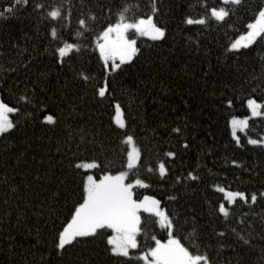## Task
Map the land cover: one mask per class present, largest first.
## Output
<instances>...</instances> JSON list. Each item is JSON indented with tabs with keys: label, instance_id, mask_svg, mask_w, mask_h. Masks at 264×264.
<instances>
[{
	"label": "trees",
	"instance_id": "1",
	"mask_svg": "<svg viewBox=\"0 0 264 264\" xmlns=\"http://www.w3.org/2000/svg\"><path fill=\"white\" fill-rule=\"evenodd\" d=\"M37 2L49 9L62 4L64 15L56 26L62 38L79 44L62 63L54 59L48 35L52 20L34 8ZM208 2L211 6L213 0ZM260 2L239 0L225 21L188 25L184 17L203 12L202 0H156L155 13L152 0H29L27 5L0 0V12L5 4L14 5L0 16V99L18 109L9 115L14 128L0 133V264H136L135 250L130 249L131 257L108 251L110 229L78 238L60 251L50 243L54 226L67 222L68 207L80 192V176L70 170L69 160L96 158L100 167L92 174L97 178L101 171H122L128 146L121 134L129 133L141 159L127 181L137 176L147 181L133 187L135 199L156 196L176 221L175 234L186 246L195 235L212 245L214 260L264 264V199L253 207L237 198L234 206L226 203L225 216L214 207L224 194L210 187L219 183L250 192L264 185V146L248 142L249 137L264 138V117L248 118V127L237 132L240 145L228 124L233 115L249 114L244 103L249 94L264 99V38L226 51L229 42L247 31ZM125 5L128 19L152 14L166 35L153 40L129 30L139 51L105 75L96 38ZM90 11L96 20L81 30L77 19ZM105 83L106 94L100 97L95 89ZM226 98L234 100L233 106L224 104ZM117 101L126 131L114 121ZM45 108L56 115L55 122L43 120ZM176 127L182 130L180 136L172 133ZM181 137L189 139V148L180 146ZM167 150L178 153L168 159L169 173L148 172L147 162L163 158ZM232 159L240 165H231ZM193 169L200 179L175 182L177 175ZM140 215L137 241L143 251L153 245V235L167 239V231L153 214L141 210ZM233 227L250 234L251 242L239 241ZM214 229H225L227 235L217 238ZM218 243L233 247L219 249Z\"/></svg>",
	"mask_w": 264,
	"mask_h": 264
},
{
	"label": "snow or ice",
	"instance_id": "2",
	"mask_svg": "<svg viewBox=\"0 0 264 264\" xmlns=\"http://www.w3.org/2000/svg\"><path fill=\"white\" fill-rule=\"evenodd\" d=\"M18 2L27 5L29 0H18ZM238 3L239 0H218V2L213 0L210 6L208 0H202L201 7L204 11L196 13L195 17L189 13L184 17V23L188 25H203L212 19L225 21L226 18H229L233 14L231 6ZM3 8L4 11L0 12V16H3L5 12L11 11L14 5L5 4ZM34 8L51 18L52 23L48 29V35L51 37V43L54 45V59L58 58L59 62L62 63L63 58L69 52L73 49H79V44L62 38L60 35L61 29H58L56 26L55 22L60 20L64 15L62 12L63 5H53L49 9L46 8L45 4L37 2L34 4ZM127 10V5H125L119 11L115 22H106L96 38L100 57L105 61V75L108 72H114L120 67L115 62L117 57L121 62L130 61L139 51L136 46L137 41L129 39L126 35L128 29H134L136 33L151 37L153 40L165 37L166 35V28L154 22L152 14L128 19L125 15ZM151 11L153 13L157 11L156 0H152ZM95 20L94 13L90 11L81 13L77 19V24L81 30H85ZM80 34V32L76 33V35ZM258 37L264 38V0H261L258 4L254 12V18L248 20L247 31L229 42L226 51L239 49L242 41L245 46L252 44ZM110 58L112 59V64L109 66L107 61ZM78 74L85 81L89 79V76L83 72ZM106 89L107 84L105 83L103 86L95 89V91L100 97H104ZM261 96H264V91H261ZM22 98L27 99V97ZM114 103L115 122L121 128H125L121 106L118 101ZM233 103L234 100L232 98L224 100V104L228 107L233 106ZM244 103L251 116L264 117V110H262L264 109V99H259L254 94H249ZM42 107L44 106L42 105ZM17 111V108L11 107L9 103L0 99V133L7 135L8 130L14 128L12 121L6 113ZM41 115L43 120L47 122H55L57 120L56 115L52 114L51 110L47 108H45ZM228 124L230 125L233 139L237 145H240V137L236 134V130L238 128L244 130L248 127V117L233 115L230 117ZM181 131L180 127L172 129V133L176 136H180ZM121 135L123 136V141L129 145V150L126 153V163L122 165L124 168L122 171H101L99 178H97L92 174L93 170L100 167V163L96 158L73 156L69 160L70 170L80 176V192L77 199L68 207V215L65 217L67 222L62 223L60 227L54 226L50 241L53 249L57 251L63 250L66 246L75 243L78 238H90L101 235L102 232L106 234L107 230L110 229L111 234H106V247L108 251L112 254L131 257L132 253L130 249L135 250L138 257L136 264H139V261H143V264H224L222 260L213 259L210 254L212 245L207 241L198 240L193 235L188 246L182 243L181 239L175 234L176 221L166 209L160 206L161 201L156 196L146 194L142 199L134 198L133 185L146 186L147 181L137 176L131 182H126V177L129 175V170L139 167L138 162L141 159V151L135 146L134 137L131 133ZM261 136L264 137V134H261ZM248 142L253 145L264 146V138L255 139L249 137ZM180 146L185 149L189 148V139L181 137ZM177 155L178 153L174 150L165 151L163 158L158 156L154 162H147L148 172L158 171L160 176H165L169 173V167L167 166L168 159H174ZM230 163L233 166L240 165V161L236 159H232ZM81 170H88L87 174H84ZM188 179H200L196 174V169L187 171L186 175L183 173L177 175L175 182H185ZM210 187L225 194V199L220 200L214 206L218 213L225 216L229 214V207L226 206V203L234 206L237 203V198L244 204L253 207L258 200L264 199V185L250 192L247 189L231 190L219 183H212ZM141 209L146 213L153 214L155 223L167 231V239H160L156 235H153V245L143 251L140 250L137 241V233L141 231ZM193 220H195V217H193ZM239 222L243 224L244 220L240 219ZM249 225H251V222H249ZM192 231L195 234V229ZM231 231L236 233L238 240L242 243L249 244L251 242L250 238H248L250 234L246 235L242 231L237 232L235 227ZM213 234L217 238H222L227 235V231L225 229H214ZM226 246L233 247V245L218 243L219 249H223Z\"/></svg>",
	"mask_w": 264,
	"mask_h": 264
},
{
	"label": "rangeland",
	"instance_id": "3",
	"mask_svg": "<svg viewBox=\"0 0 264 264\" xmlns=\"http://www.w3.org/2000/svg\"><path fill=\"white\" fill-rule=\"evenodd\" d=\"M129 30H131V29H128V30H127V33H126L127 36H128V31H129ZM133 30H134V29H133ZM139 35H140V34H139ZM239 36H241V35H239ZM239 36H238V37H239ZM145 37H147V36H145ZM128 38H129V39H134V38H131V37H129V36H128ZM148 38H151V37H148ZM235 39H236V38H235ZM235 39H234V40H235ZM244 46H245V45H244V43H243V41H242V42H241V47H244ZM241 47H240V48H241ZM97 48H98V47H97ZM98 51H99V49H98ZM102 60H103V59H102ZM103 62L105 63L104 60H103ZM115 62H116L117 64L122 63V62L119 60L118 57L116 58ZM124 62H126V61H124ZM107 64H108L109 66L112 64V59H111V58L107 61ZM6 115H7L8 118H9L10 112L6 113ZM115 115H116V113H115V111H114V117H115ZM246 116H247L248 118L251 117L250 112H249V114L246 115ZM239 117H244V116H239ZM114 121H115V119H114ZM115 123H116V122H115ZM117 125H118V124H117ZM118 126H120V125H118ZM230 130H231V128H230ZM240 130H241V129L238 128V129L236 130V134H237V132L240 131ZM127 146H128V150H129V145L127 144ZM135 146H136V145H135ZM126 182H131V181H127V177H126ZM134 186H136V185H133V187H134ZM223 194H224V193H223ZM143 197H144V196H143ZM143 197H142V198H143ZM224 197H225V194H224ZM142 198H140V199H142ZM141 210H142V209H141ZM141 210H140V211H141Z\"/></svg>",
	"mask_w": 264,
	"mask_h": 264
}]
</instances>
